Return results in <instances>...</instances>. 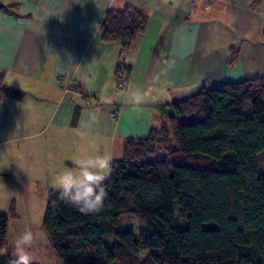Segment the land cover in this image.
Here are the masks:
<instances>
[{
	"label": "crops",
	"instance_id": "crops-1",
	"mask_svg": "<svg viewBox=\"0 0 264 264\" xmlns=\"http://www.w3.org/2000/svg\"><path fill=\"white\" fill-rule=\"evenodd\" d=\"M128 6L146 28L126 47L103 40L106 11ZM0 72L24 93L0 96V202L11 208L6 182L56 179L85 157L107 178L167 104L263 75L264 0H0Z\"/></svg>",
	"mask_w": 264,
	"mask_h": 264
},
{
	"label": "trees",
	"instance_id": "trees-1",
	"mask_svg": "<svg viewBox=\"0 0 264 264\" xmlns=\"http://www.w3.org/2000/svg\"><path fill=\"white\" fill-rule=\"evenodd\" d=\"M147 23L134 7L109 9L102 39L126 47ZM23 95L0 72V96ZM166 106L146 137L124 141L103 180L100 212L83 213L58 191L49 194L42 227L61 264H264V74ZM124 214L137 220V235L118 230ZM7 233L0 213V264H32L3 251Z\"/></svg>",
	"mask_w": 264,
	"mask_h": 264
},
{
	"label": "rangeland",
	"instance_id": "rangeland-1",
	"mask_svg": "<svg viewBox=\"0 0 264 264\" xmlns=\"http://www.w3.org/2000/svg\"><path fill=\"white\" fill-rule=\"evenodd\" d=\"M244 110L247 116L251 115V106L246 105ZM258 173L264 175V152L258 155ZM44 178L45 180L37 182H27L28 178L25 182H17L23 184L22 190H18L16 187L18 185L12 182H6L4 185L7 192L11 193L10 199L14 204L11 209L0 202V213L8 217L7 243L3 251H8L19 263L61 264L42 227L48 196L54 189L55 181V178L51 179L49 175H45ZM1 195L2 193L0 197H3ZM3 199L4 197L2 201ZM117 227L120 231L132 230L135 235L138 232L137 220L131 214L122 215ZM105 240L111 242V239ZM149 251L152 250L142 251L141 256L144 257Z\"/></svg>",
	"mask_w": 264,
	"mask_h": 264
},
{
	"label": "clouds",
	"instance_id": "clouds-1",
	"mask_svg": "<svg viewBox=\"0 0 264 264\" xmlns=\"http://www.w3.org/2000/svg\"><path fill=\"white\" fill-rule=\"evenodd\" d=\"M106 165L94 158H82L74 168L58 172L53 188L62 200L83 213H98L104 207V175L98 171Z\"/></svg>",
	"mask_w": 264,
	"mask_h": 264
}]
</instances>
